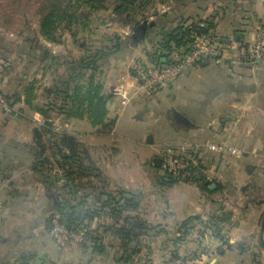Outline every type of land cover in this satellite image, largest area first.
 <instances>
[{"label": "crops", "instance_id": "1", "mask_svg": "<svg viewBox=\"0 0 264 264\" xmlns=\"http://www.w3.org/2000/svg\"><path fill=\"white\" fill-rule=\"evenodd\" d=\"M188 9L201 10L197 17L189 20V17L184 18ZM179 10L181 19L178 21L188 25L200 19L215 27L218 20L223 19L224 30L219 33L215 29V32L224 35L227 44L237 41L251 44L258 36L264 35V0H184ZM4 17L0 16V20ZM178 21L163 20L161 26L175 27ZM22 36L26 41L25 53L31 52L30 64H34L31 74L35 100L32 105L45 106L53 100L59 103V95L54 98L55 95L48 93L50 89L56 91L61 87L59 81H55L57 70H52L51 62H59L63 67L59 68L69 73L66 63L74 57L70 45L74 44L72 38L64 37L59 43H52L40 35ZM3 39L0 42V91L13 100L15 95L19 98L14 100L15 115L0 114V197L6 205V217L0 221V264H156L171 257L182 259L186 264H264V61L235 69L228 66L227 57L223 63H200L187 70L168 90L152 95L158 97L170 92L177 108L171 107L175 117L171 114L164 119L166 122L163 117H157L156 121L163 124L162 132L157 130L158 139L153 131L144 137L142 146L146 151L135 162V175L134 172L128 174L122 166L124 176H109V169L121 165L117 163L119 147L110 151L115 154L107 161L86 145L89 157L86 163L97 170L98 176L84 179L77 196L84 200L85 209L90 205L97 210L99 205L93 204V193L136 195L137 208L125 214L130 217V224L143 223V228L135 232L139 234L137 237H123L113 228V220L102 215L92 223L86 222L101 238L99 250L78 244L61 250L52 238L39 241L43 225H35L31 241L38 242H31V247L26 250L18 242L27 237L28 233L24 235L23 232L30 229L17 226L23 222H17L16 216L31 211H20L15 208V203H23L26 197L34 199L35 195L38 200V196L44 195L50 201L49 208L56 209L59 194H48V182L40 176L33 165L34 157L26 149L33 143V132L45 117L29 107L25 80L19 86L6 85L12 77V70L4 65L2 57L11 56L12 45ZM16 43L21 51L23 47L19 38ZM43 47L49 50L51 58H43ZM79 49L84 51L83 43L79 44ZM148 62L152 64L150 58ZM45 63L48 66L44 72L39 66ZM127 69L128 72H122L126 73V79L120 76L117 82L132 81L127 83L134 101L135 96H142L144 92L135 79V71L130 74ZM44 76L48 83L42 86L39 79ZM40 93H43L42 102L38 100ZM118 103L113 97L109 103L110 112ZM122 107L116 118L109 113V118L115 119L113 127L106 129L110 135L115 134ZM57 113L64 122L62 129L68 133L73 131L72 125L75 124V127L83 126L84 131L78 134L80 137L93 131L95 137L103 135H99L103 128L94 127L86 118ZM157 140H168V143L188 140L201 146L210 142H227L243 153L234 156L203 150L204 175L210 183V192H204L195 183L179 181L165 185L162 182ZM211 185L216 188L211 190ZM121 223L116 227H121ZM212 224L220 228L219 235L214 232Z\"/></svg>", "mask_w": 264, "mask_h": 264}, {"label": "trees", "instance_id": "2", "mask_svg": "<svg viewBox=\"0 0 264 264\" xmlns=\"http://www.w3.org/2000/svg\"><path fill=\"white\" fill-rule=\"evenodd\" d=\"M68 1H70L68 6H65L64 2L61 0L41 1L39 28L40 35L46 41L52 43L60 42L58 29L63 22H65V26L67 27L64 29L70 30L73 38L76 40L79 35V30L77 28L80 23L86 24L87 20L95 11H106L109 7H113L115 15L113 20L126 26H132L134 32L144 27V33L142 35L137 32L139 37H160L153 55L149 57L152 64H158L163 59L168 58L173 48L186 45L195 33L209 35L222 46L231 44H227V38L222 34L216 33L215 27H212L209 22H204L199 19L187 25L185 22L178 21L181 19L180 10H178L177 16L172 18L173 22L176 20L178 21L176 28H172L168 31L163 30L161 26L163 20L157 18V15H159L158 13L153 15L158 19L156 21H149V18L145 16L146 7L152 5L155 0H85L84 4L87 5L85 12H82L84 4L81 1H77L75 5L72 4L73 0ZM159 1V3L165 4L170 0ZM181 1L183 2L184 0H178L180 3ZM168 17V14L163 16L164 22H171V19ZM73 24L78 27L76 29L71 28ZM28 27L30 26L28 25L27 28ZM26 34L30 35L32 32ZM78 41L81 42L80 40ZM237 43L243 42L237 41ZM83 45L84 50H86L88 43L85 39H83ZM121 48L122 44L121 41H119L115 46L97 49L95 53L92 52L91 55L81 60L67 62L66 67H68L69 70L67 79L63 77L59 80L61 87H58L56 91H51V89L48 91L49 95H55L54 98L59 95V103H55V100H53L50 104L45 106L32 105V102L35 100L33 97L34 84L32 83L26 87L29 107L34 108L45 117V125L34 130V141L31 145L26 146V149L28 153L34 157V165L39 173H42L43 168H50L49 170L52 171L55 164H60L58 169L63 170L67 182L62 190L64 194H59V199L61 200L57 201L55 212H59L69 226L75 227L80 224H85L86 222L92 223L95 218H101L102 215H107L114 222L113 228L128 239L130 236L137 237L139 234H135V232L144 226L143 223H139L136 226L130 224V217L125 214L137 208V196L126 192L115 195L105 192H96L93 193V204L99 205L98 209L93 210L90 205L87 207L85 206V209L84 200L77 196L78 187L80 188L81 182L84 179L88 180V178L94 177V173H97V170L94 169L91 164L89 165L86 163L87 159H89L87 146L80 144L67 133L55 132L51 115V112L58 110L69 117L86 118L94 127H102L107 130L111 129L115 120L109 118V103H111L114 96L106 91L105 82L100 77V75H102L100 65L101 62L107 64L111 55L114 53L113 51L115 49V51H118ZM43 50V58H51L49 50L45 47H43ZM7 97L13 105L14 100L17 101L19 98L17 95L13 97L14 100L9 96ZM164 158L163 155L160 160L161 163L164 161ZM161 169L163 171L161 180L165 185L185 181L199 185L204 192H210V183L204 175L205 167L202 158H198L195 164L192 163L189 168L177 174L166 172L163 167H161ZM93 171L95 172L93 173ZM47 174L45 180L49 182L48 180L53 179V182L56 181L54 184L57 185L58 178L52 176L50 173ZM96 176H98V174H96ZM86 180L84 182H86ZM53 196L56 195L53 194ZM120 221H122L121 227H116L120 224ZM87 226L90 227V225ZM211 227L215 228L214 232L219 235L220 228L215 224H212ZM92 234L96 246L91 250H99L102 246L101 238L96 235L94 229H92Z\"/></svg>", "mask_w": 264, "mask_h": 264}, {"label": "rangeland", "instance_id": "3", "mask_svg": "<svg viewBox=\"0 0 264 264\" xmlns=\"http://www.w3.org/2000/svg\"><path fill=\"white\" fill-rule=\"evenodd\" d=\"M41 1L42 0H1L0 1V16L2 15L5 16L3 19L0 20L1 21L0 38L1 39L4 38L3 42L12 45L10 46V51H12L13 53V54L11 53V56L8 55V57L5 58L2 57V59L6 60V61L3 60L5 62L4 65L8 66L12 70V77L10 76L11 79L9 81V84H6L7 86L10 87H14L16 85L19 86L23 80L27 82V85L32 84V82L34 83V77L31 74L32 69L34 70V64L33 65L30 64L31 52L25 53L26 45L24 44V42L26 41L22 35L28 32L30 33L32 32L34 36L40 35L38 20L40 19L39 10L42 5ZM61 1L64 2L65 6H68L70 4L69 3L70 1L68 0H61ZM77 1H81L83 4L85 3L84 2L85 0H73L72 4L75 5ZM159 2H160L159 0H155L153 1L152 5L146 7L145 16L149 18V21H151L152 19L164 20L163 16L166 14L170 15V17L168 18H170L171 20L173 17L177 16L176 14L180 9V2H178V0H170L168 3L165 4ZM86 6H87L86 4L83 5L82 12L86 11ZM200 10L199 11H194L192 9L185 10L184 18L189 17L188 18L189 20L190 17L195 18L197 17L196 16L197 12H200ZM156 13L159 14L157 15L158 19L155 16H153ZM151 16H153L154 18L152 17L151 19ZM113 18H115L113 7H109L106 11L100 10L93 12L90 18L87 20L86 24L80 23V25H78L79 27L73 24V26L71 27L74 29L78 27L77 29L79 30V35L76 40L73 38L70 30L64 29L67 28L65 26V22H63L58 29V36L60 40H62L64 37L68 39L70 36L72 38L71 42L72 43L74 42L73 45L70 44L72 54H74L73 55L74 57L69 58L70 62L75 60L76 61L81 60L82 58L91 55L92 52L95 53L97 49L106 48V47L110 48L112 46H115L119 41H121L122 48L119 49L118 51H115L116 50L115 49L113 51L114 53L111 55L107 64H103V62H101L100 65L101 66L100 71L102 70V75H100V77L104 80L106 85V91L110 94H111V90L113 89L112 87H115L116 85L119 84L117 82L118 78L120 76L121 78H125L124 75H126V73H122V72H126V70L128 72L127 68H129V73L131 74V71L139 70L144 66H148L150 64L148 62V59L153 55L154 49L156 48V45L160 40V37H153V38H151L150 36L148 38H143V36L139 37V34H137V32H134L132 26H126L124 24H120L116 20H113ZM28 21L29 24H26V22ZM218 21L219 23L217 24V26H215L214 29H216L217 32L220 33L224 30L225 26L223 24V19L220 18ZM28 25L30 27L27 28ZM172 28L174 29L176 28V26L170 28L169 26L168 27L164 26L163 30L168 31ZM18 38L22 43V47H23L21 51H18V48L16 47L17 46L16 41L18 40ZM1 39L0 42H2ZM83 39H85L86 42L88 43V45L86 46L87 48L84 51L79 49V44L83 43ZM78 40H80L81 42H79ZM15 51L16 53H14ZM2 55H4V53ZM40 55L41 53H39V56ZM45 64L46 65L44 66L43 65L39 66L40 70L44 68V72L48 66L47 63ZM51 66H54L52 68L53 71L57 70V74H55L54 76L55 81H59V79L63 77L67 79L68 73L65 72L66 71L65 69H62L63 67L61 64H59V62L52 60ZM59 67H62L61 68L62 70ZM53 75L54 74H52V76ZM127 82L131 83L132 81L127 80L126 82L122 81L121 83H125L126 85H128ZM39 83H41L42 86H44V84L46 85L48 83L46 76L40 77ZM154 94L155 93L144 92L142 96L139 95L135 96L136 99H134V101L131 100L129 104L123 107L120 103H118L117 107L110 112L111 116L113 118H116L117 117L116 115L119 114L120 109L122 107L119 116L120 119L119 123L116 126L115 134L112 135L108 134L109 132L106 131L105 128H103L102 131H100L99 133V135L100 134L103 135L95 137L93 136L94 135L93 133H95L93 131L92 133H84V135L80 137L78 134L84 131V129L82 128L83 126L75 127V124L74 126L72 125L73 131L71 133H68L64 131V129H62L64 122L60 121L61 117L59 116V113H57L58 110L51 112L53 118L52 125L54 127L55 132L67 133L70 136H72V138H75L76 141L79 142L80 144H83L85 146L88 145L89 147L93 148L95 151L98 152V155H100L102 160L108 161L109 159H111V156H113L115 152L112 155L110 151H112L113 149L116 151L117 148L119 147L120 151L118 154L119 157L117 163H121V165L117 167L114 166L112 169H109L108 172L109 176L115 178L119 176H124L125 170L121 168L122 166H125L128 174L134 172L135 175V162L139 159V157L143 156L144 155L143 152L146 151V148L142 146V143H144L143 141L144 137L148 136L153 131L158 139L157 130L159 132H162L161 130L163 128L162 127L163 124L161 121L159 122L156 121L157 117L161 116L163 117L162 118L163 120L168 119L169 116L173 114V109L171 110V107H175L173 101L174 96L170 95V92L169 94L164 93L158 97L152 96ZM52 98L50 99V101L52 100ZM179 99L180 98H178V100ZM38 100L39 102L43 101V93H40ZM2 112L3 111L0 110V114H2ZM173 117H175L174 114ZM44 125H45V121H44ZM158 141L159 140H157V142ZM167 141L168 140H164L162 142L159 141L157 149L159 151L160 155L158 156H160V158L158 157L155 158L161 160V157L164 155L165 152L164 145L168 143ZM205 145L204 146L198 145V146L202 147L203 150H206ZM203 155L204 153L201 155V158L204 160ZM59 165L60 164H55L52 171L49 170L50 168L49 169L43 168L42 173H39L40 176L45 179V176L48 175L47 173H50L52 174V176L58 178ZM161 166L163 167V163L161 164ZM94 172L95 171H93V173ZM94 174L96 176V172ZM48 181L49 182L47 183V188H49L50 190L48 194H54L56 196H58V194H61V190H59L58 184L57 185L54 184V182L56 181L53 182V179H50ZM34 199L26 197V199L22 201L23 203H18V205L15 203L16 209L19 208L20 211L22 210L31 211L30 213H26V215L21 214L20 216H16L17 222L19 221L23 222L20 223L21 225H17V226H21L20 228L22 229L23 228L24 229L27 228L28 230L30 229L29 232H23L24 235L28 233L27 237H25V239H23L22 242H18L21 243L20 246L26 248V250H28V248L31 247L32 245L31 242L33 241L36 243L38 242V240L50 241L51 238L53 239L51 232H49V227L51 229V223H52L51 217L55 212V209L49 208L50 201H47V196L44 195L42 197L38 196V200H37L35 195ZM58 200L60 201L61 199ZM38 203L39 205H37ZM13 208L14 207L12 206V209ZM14 218L15 216H13V219ZM35 225H43V228L41 229L42 231L41 233H39L42 237L39 238L38 240L33 239L31 241V236L33 234V231L36 230ZM38 246L39 244H36V247ZM31 250L33 251V249Z\"/></svg>", "mask_w": 264, "mask_h": 264}, {"label": "built area", "instance_id": "4", "mask_svg": "<svg viewBox=\"0 0 264 264\" xmlns=\"http://www.w3.org/2000/svg\"><path fill=\"white\" fill-rule=\"evenodd\" d=\"M227 57V64L231 69L241 66H251L264 61V35L258 36L251 44L234 42L222 46L218 41L206 34L195 33L189 42L182 47H175L168 58L158 64H150L139 70H135V79L143 92L160 93L169 89L183 74L197 64L204 62L223 63ZM113 96L122 105L126 106L132 100L133 94L130 86L120 83L113 87ZM0 110L7 115L17 113L15 106L9 98L0 92ZM44 126V121L39 122ZM209 152L217 154L240 155L242 150L231 146L227 142H210L205 145ZM163 169L166 172L177 174L186 170L203 154V148L188 140L179 143H166L164 145ZM58 186L63 193V187L67 180L63 170L59 169ZM6 217V205L0 198V221ZM51 235L58 249H65L71 244H78L92 249L96 246L91 227L80 224L69 226L59 212L52 215ZM156 264H186L179 258H169Z\"/></svg>", "mask_w": 264, "mask_h": 264}, {"label": "flooded vegetation", "instance_id": "5", "mask_svg": "<svg viewBox=\"0 0 264 264\" xmlns=\"http://www.w3.org/2000/svg\"><path fill=\"white\" fill-rule=\"evenodd\" d=\"M138 32H139L140 34H143V33H144V28H143V27L139 28V29H138ZM54 201H55V200H54Z\"/></svg>", "mask_w": 264, "mask_h": 264}, {"label": "water", "instance_id": "6", "mask_svg": "<svg viewBox=\"0 0 264 264\" xmlns=\"http://www.w3.org/2000/svg\"><path fill=\"white\" fill-rule=\"evenodd\" d=\"M143 28H144V27H143ZM137 32H138V31H137ZM215 188H216L215 185H211V186H210V189H211V190H214Z\"/></svg>", "mask_w": 264, "mask_h": 264}]
</instances>
